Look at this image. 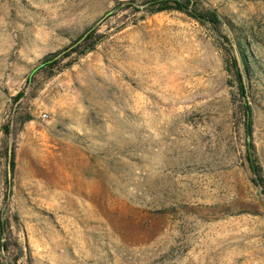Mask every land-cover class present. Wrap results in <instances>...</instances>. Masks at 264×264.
<instances>
[{
  "label": "rangeland",
  "instance_id": "obj_1",
  "mask_svg": "<svg viewBox=\"0 0 264 264\" xmlns=\"http://www.w3.org/2000/svg\"><path fill=\"white\" fill-rule=\"evenodd\" d=\"M197 6L0 0V264H264V0Z\"/></svg>",
  "mask_w": 264,
  "mask_h": 264
},
{
  "label": "trees",
  "instance_id": "obj_2",
  "mask_svg": "<svg viewBox=\"0 0 264 264\" xmlns=\"http://www.w3.org/2000/svg\"><path fill=\"white\" fill-rule=\"evenodd\" d=\"M134 2V0H132ZM198 0H146V3L149 4V10L153 12L169 10V9H177L181 11H185L191 16L199 19L207 21L211 24L214 30L220 32L221 26L223 24V20L221 16L215 9H201L197 6ZM226 23V22H225ZM231 30L234 29L233 26L230 27ZM233 28V29H232ZM234 31V30H233ZM102 35L98 33L96 30H92L90 33H85L81 38L80 42L77 44L78 48L75 49L79 55L86 54L96 48V45L101 40ZM225 38L231 43V39L225 35ZM236 48L238 50L240 59L238 56L232 53V72L235 74L238 82L241 93L245 97V114L247 116V122L249 130L252 124V105L248 101L247 92H253V84H256L257 87L262 86L263 89L260 91L261 94L264 95V65L260 63L259 58L256 55V52L250 48L249 42L242 37L237 36V41H235ZM234 49V44L231 43V49ZM241 62V64H240ZM247 78V84L244 82V78ZM248 88V91H247ZM22 94L19 93L15 98H19ZM253 96V97H252ZM251 98H254L252 94ZM28 119H25V121ZM4 130L6 133H10L11 128L10 124H6L4 126ZM11 156V167L12 170L16 167L15 162V151H12ZM250 162L252 164L253 171L258 175L257 181L264 182V176L262 175V167L259 164H255L254 160L250 157ZM17 264V260H16Z\"/></svg>",
  "mask_w": 264,
  "mask_h": 264
},
{
  "label": "water",
  "instance_id": "obj_3",
  "mask_svg": "<svg viewBox=\"0 0 264 264\" xmlns=\"http://www.w3.org/2000/svg\"><path fill=\"white\" fill-rule=\"evenodd\" d=\"M12 153V149L10 148V154Z\"/></svg>",
  "mask_w": 264,
  "mask_h": 264
},
{
  "label": "built area",
  "instance_id": "obj_4",
  "mask_svg": "<svg viewBox=\"0 0 264 264\" xmlns=\"http://www.w3.org/2000/svg\"><path fill=\"white\" fill-rule=\"evenodd\" d=\"M47 114L46 113H44V117L46 116Z\"/></svg>",
  "mask_w": 264,
  "mask_h": 264
}]
</instances>
